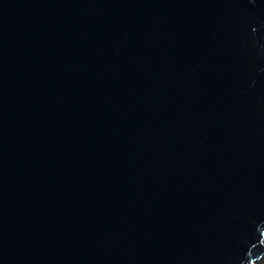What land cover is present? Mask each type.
<instances>
[{"label":"water","instance_id":"1","mask_svg":"<svg viewBox=\"0 0 264 264\" xmlns=\"http://www.w3.org/2000/svg\"><path fill=\"white\" fill-rule=\"evenodd\" d=\"M264 0H0V264H259Z\"/></svg>","mask_w":264,"mask_h":264},{"label":"rangeland","instance_id":"2","mask_svg":"<svg viewBox=\"0 0 264 264\" xmlns=\"http://www.w3.org/2000/svg\"><path fill=\"white\" fill-rule=\"evenodd\" d=\"M259 264H264V259Z\"/></svg>","mask_w":264,"mask_h":264}]
</instances>
